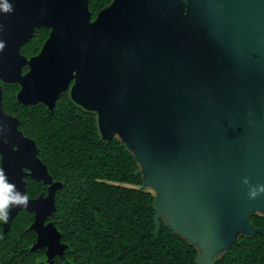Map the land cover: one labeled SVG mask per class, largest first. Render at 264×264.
Masks as SVG:
<instances>
[{
	"label": "water",
	"instance_id": "95a60500",
	"mask_svg": "<svg viewBox=\"0 0 264 264\" xmlns=\"http://www.w3.org/2000/svg\"><path fill=\"white\" fill-rule=\"evenodd\" d=\"M5 2L0 63L21 61L34 29H51L29 61L39 80L65 90L74 81L72 102L95 114L101 141L118 139L134 156L157 229L163 222L195 247V264H216L260 232L251 217L264 216V0H113L95 18L90 0ZM4 65L3 75L20 73ZM19 152L4 166L8 181L26 194L25 176L51 184L36 146ZM55 210L54 192L29 198L4 232L33 214L30 250L55 264L69 249L46 223Z\"/></svg>",
	"mask_w": 264,
	"mask_h": 264
},
{
	"label": "trees",
	"instance_id": "16d2710c",
	"mask_svg": "<svg viewBox=\"0 0 264 264\" xmlns=\"http://www.w3.org/2000/svg\"><path fill=\"white\" fill-rule=\"evenodd\" d=\"M112 1L90 0V8L96 13ZM47 133L43 159L66 181L53 220L69 249L55 264H195V247L163 222L157 229L154 193L142 189L136 160L118 139L100 140L95 114L63 105ZM32 221L23 211L8 232L0 221V264H47L44 251L30 250ZM251 222L260 232L240 238L216 264H264V216Z\"/></svg>",
	"mask_w": 264,
	"mask_h": 264
},
{
	"label": "flooded vegetation",
	"instance_id": "af4514ba",
	"mask_svg": "<svg viewBox=\"0 0 264 264\" xmlns=\"http://www.w3.org/2000/svg\"><path fill=\"white\" fill-rule=\"evenodd\" d=\"M1 10H3L2 7H0ZM98 12L93 13V18ZM2 33L4 34L0 29V35ZM50 35L51 29L35 28L32 37L20 47L22 60L13 62L11 65L10 62L6 63L12 67H21L20 73H15L16 76L11 77L6 76L7 72L5 75L0 73V171L7 175L8 168H4V166L16 162L21 156V152L18 153V151L27 149L31 154L35 145L38 149V157L47 166L52 182L44 184L25 176L27 195L30 199H36L41 194L47 197L51 192L55 193L56 210L46 223H53L56 226L53 219L58 211L59 198L61 195L63 197L66 190V181L61 176L53 175L48 164L44 161L42 149L49 146L50 142L44 143L43 140L49 137L50 134L47 132L54 125L55 114L61 106L69 107L72 104L79 111L83 112V109L76 106L71 100V88L74 81H71L65 90L64 82L55 81L53 77L39 80V73L44 74L43 71L35 70L33 64L29 62L40 53ZM1 38L2 36H0V43L3 42ZM6 64L0 63L2 66H6ZM76 113L81 115L80 112ZM26 172L29 171L26 170ZM4 223H1L2 228ZM43 251L46 261V250Z\"/></svg>",
	"mask_w": 264,
	"mask_h": 264
},
{
	"label": "clouds",
	"instance_id": "9594fccd",
	"mask_svg": "<svg viewBox=\"0 0 264 264\" xmlns=\"http://www.w3.org/2000/svg\"><path fill=\"white\" fill-rule=\"evenodd\" d=\"M0 7L3 11H10V4L7 2ZM28 199V195L8 181L6 175L0 171V221L7 222L10 209L15 206H26Z\"/></svg>",
	"mask_w": 264,
	"mask_h": 264
},
{
	"label": "rangeland",
	"instance_id": "374dc122",
	"mask_svg": "<svg viewBox=\"0 0 264 264\" xmlns=\"http://www.w3.org/2000/svg\"><path fill=\"white\" fill-rule=\"evenodd\" d=\"M153 192V191H152ZM154 193V192H153Z\"/></svg>",
	"mask_w": 264,
	"mask_h": 264
}]
</instances>
